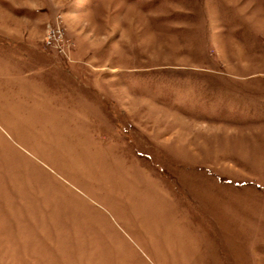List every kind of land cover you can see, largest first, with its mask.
Wrapping results in <instances>:
<instances>
[{
	"label": "rangeland",
	"instance_id": "374dc122",
	"mask_svg": "<svg viewBox=\"0 0 264 264\" xmlns=\"http://www.w3.org/2000/svg\"><path fill=\"white\" fill-rule=\"evenodd\" d=\"M8 65L0 264H264V0H0Z\"/></svg>",
	"mask_w": 264,
	"mask_h": 264
},
{
	"label": "built area",
	"instance_id": "2783aa9c",
	"mask_svg": "<svg viewBox=\"0 0 264 264\" xmlns=\"http://www.w3.org/2000/svg\"><path fill=\"white\" fill-rule=\"evenodd\" d=\"M65 29L62 25V17L58 15L54 21L48 25L44 42L50 47L57 48L59 51H64Z\"/></svg>",
	"mask_w": 264,
	"mask_h": 264
},
{
	"label": "crops",
	"instance_id": "0c3cea01",
	"mask_svg": "<svg viewBox=\"0 0 264 264\" xmlns=\"http://www.w3.org/2000/svg\"><path fill=\"white\" fill-rule=\"evenodd\" d=\"M5 73L4 74L6 76L4 74L0 75V86H2L3 88H5V90L8 91V93H9L10 96L16 97V94H17V92L20 89H23V90H21L22 92L25 91L24 90L25 83H21L23 81L20 80V79H22V78L23 79L24 78H28L29 77L28 76V71H22L21 74H20V79H18V80L16 79V76H15L16 71L14 69V65H8V68L6 69V72ZM17 81L20 82L19 85H17V83H16ZM17 88L19 89L18 91H17ZM21 91H20V93H21ZM69 92H71V91H69ZM25 95H26V93L23 92V96H25Z\"/></svg>",
	"mask_w": 264,
	"mask_h": 264
}]
</instances>
